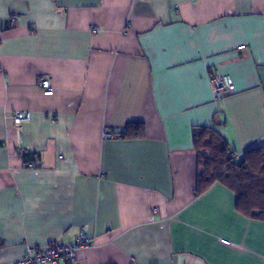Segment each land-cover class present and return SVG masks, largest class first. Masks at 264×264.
<instances>
[{"label": "crops", "instance_id": "obj_1", "mask_svg": "<svg viewBox=\"0 0 264 264\" xmlns=\"http://www.w3.org/2000/svg\"><path fill=\"white\" fill-rule=\"evenodd\" d=\"M201 127L236 162L264 147V0H0V264L85 227L73 264H264V221L195 195Z\"/></svg>", "mask_w": 264, "mask_h": 264}, {"label": "trees", "instance_id": "obj_2", "mask_svg": "<svg viewBox=\"0 0 264 264\" xmlns=\"http://www.w3.org/2000/svg\"><path fill=\"white\" fill-rule=\"evenodd\" d=\"M117 139L141 138L144 128L130 123ZM197 159L195 195L219 183L236 195L237 211L264 221V147L250 150L236 162L230 147L215 130L197 128L192 133Z\"/></svg>", "mask_w": 264, "mask_h": 264}, {"label": "built area", "instance_id": "obj_3", "mask_svg": "<svg viewBox=\"0 0 264 264\" xmlns=\"http://www.w3.org/2000/svg\"><path fill=\"white\" fill-rule=\"evenodd\" d=\"M11 20L15 21L16 17L12 16ZM94 31H96V28H92V32ZM209 83L213 101L217 104L219 110L223 98L234 93L232 80L224 75H211ZM37 84L44 96L52 94L48 78H40ZM10 120L16 127L24 126L30 122V114L28 112L14 111ZM101 137L103 140H108L112 138V135L108 130H103ZM16 154L24 156L26 152L16 151ZM232 157L235 158V156ZM27 167L34 168L32 163L27 164ZM91 244L92 238L91 234H89V228H81L77 233L75 242L71 245L54 242L42 247V249L33 246L26 247L24 255L17 264H73L76 260L77 251L86 250Z\"/></svg>", "mask_w": 264, "mask_h": 264}]
</instances>
